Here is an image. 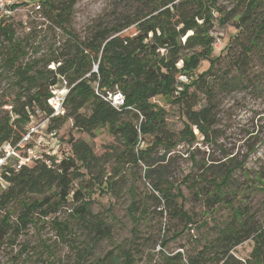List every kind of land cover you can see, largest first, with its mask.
<instances>
[{"label": "trees", "instance_id": "obj_1", "mask_svg": "<svg viewBox=\"0 0 264 264\" xmlns=\"http://www.w3.org/2000/svg\"><path fill=\"white\" fill-rule=\"evenodd\" d=\"M39 1L42 16L64 36L57 53L45 60L43 57L21 60L27 51L14 36L15 29L6 20L8 17L0 15V34L6 41L2 67L11 71L16 87L12 99H0V107L10 105L8 111L0 114V145L4 142L15 145L26 124L41 114L48 118V130L57 131L68 120L74 129L88 135L106 126L123 149L118 151L111 146L97 155L83 139L69 137V153L65 157L46 153L44 158L23 164L18 170L11 167L18 158L11 159L3 172L8 184L0 190V212H4L0 217V232L1 236L10 235L8 239L12 238L11 233L16 237L29 224H36L38 219L43 222L48 215L69 205L70 217L59 221L55 216L51 224L62 240L84 244L79 227L100 239L110 236L109 226L91 211V190L100 193L115 190L126 165L133 166L149 156L154 146L168 150L177 144L173 132L167 128L164 109L151 98L161 95L179 104L186 117L183 134L187 132L194 138V126L207 139H214L216 94L230 82L223 79L225 72L218 74L213 70L218 57L211 55L214 43L211 30L216 24L223 25L236 17L235 40L240 51L230 63L235 65L234 85H241L244 78L250 77L247 68L253 55L264 65V0H234L228 10L220 6L219 0H125L124 7L116 5L93 18L82 34L70 26L75 0ZM15 6L16 3L12 5ZM129 28L133 31L124 33ZM206 60L209 66L194 76L199 64ZM49 62L57 65L47 68ZM182 75L189 77V83L179 81ZM61 77L68 87L64 111L53 115L47 98L50 87ZM190 87L194 90L190 91ZM197 90L205 95L206 101L195 108L200 104ZM115 92L123 96V104L118 108L107 98ZM145 136H152L151 144L139 149L140 140ZM109 161L113 163L106 171L104 164ZM235 168L226 166L219 181L216 178L209 181L214 190L205 200L208 207L220 202L231 210L229 220L217 225L216 237L185 252L164 251L168 242L165 238L159 243L158 264H264V226L247 206L227 201L223 192ZM85 176L89 187L87 184L81 188L74 186L75 181ZM256 177V186L264 188V180ZM164 181L159 180L153 187L159 194L153 196L158 206L163 207L159 211L183 219L187 228L193 219L183 209L182 202L176 201L183 200L181 190L173 187L171 181ZM127 191V212L136 238V225L147 213L146 198L137 199L131 184ZM12 205L19 210L10 221ZM10 228L12 231L8 233ZM182 231L174 232L173 237ZM246 240H252L253 247L250 256L241 260L233 254V249ZM47 252L51 254L50 250ZM83 258L79 255L73 264H85L81 261ZM106 258L111 264L134 262L131 253L122 250L110 257L108 253L98 257L97 264H105Z\"/></svg>", "mask_w": 264, "mask_h": 264}, {"label": "rangeland", "instance_id": "obj_2", "mask_svg": "<svg viewBox=\"0 0 264 264\" xmlns=\"http://www.w3.org/2000/svg\"><path fill=\"white\" fill-rule=\"evenodd\" d=\"M219 1L225 10L234 5V0ZM21 2L24 4H17ZM119 2L121 4H118ZM124 2L125 0H75L71 29L82 34L93 18L103 11H110L116 5L119 8L124 7ZM14 3H16L14 14L6 20L12 23L15 29L14 36L22 41L27 51V55L21 60L37 57H43L45 60L50 55H55L64 36L42 16L41 10L35 9L41 2L15 0ZM235 21L236 17L223 25L216 24L211 30L214 37L211 55L218 57L213 70L218 74L225 72L223 79L230 82L225 89L217 91L216 94V123L212 126L214 139H207L194 126L192 127L194 138L187 132L183 134L186 117L179 104L161 95L151 98L152 102L164 109L167 128L173 132L177 144L168 150L163 146H154L149 151V156L139 159L133 166L126 165L124 167L126 170L115 185V190L107 193L91 190L89 196L92 199L91 211L96 214L97 219H101L109 226L110 236L100 239L94 233H88L87 229L81 231L79 227L78 232L83 235L81 239L84 244L62 240L51 221L55 216L59 221L67 220L71 209L67 205L60 208L56 214L45 217L43 222L38 219L36 224H29L16 237L11 233L12 228L8 231L12 235L10 239H8L10 235L1 236L0 232V264H73L79 255L84 256L81 261L85 264H97L98 257L107 253L110 257L122 250L131 253L133 264H158L159 243L165 238L168 242L163 249L167 252L177 250L185 252L187 249L199 248L206 240L216 237L217 225L227 222L231 214L226 204L218 202L208 207L205 202L214 190L213 185L209 184L210 179L216 178L219 181V176L226 166L236 167L231 182L223 188L227 201L242 207L247 206L264 226V188L259 189L256 186V176L259 177V181L264 180V65L257 55H253L247 68L248 74L253 78H244L241 85H234L235 65L230 61L239 55L240 51L235 40L237 35ZM132 31L133 29L129 28L124 33ZM5 45L6 41L0 34V99L9 101L16 87L11 71L2 67L6 53ZM56 65L49 62L46 67L53 69ZM208 66L209 61H202L194 71V76ZM178 79L183 83L190 81L189 77L184 75ZM62 86L63 81L59 78L57 87ZM189 90H194V87H190ZM196 92L200 100V104L195 107L198 108L206 99L200 91ZM109 97L110 94L107 95L108 99ZM9 109L10 105H2L0 114ZM33 120L34 123L40 124L45 117L38 114ZM55 135L56 139L50 150L38 149L41 158H44L46 153L56 158L67 156L69 137L83 139L91 145L97 155H102L111 146L116 147L118 151L123 149L106 126L98 127L93 134L88 135L74 129L71 120H68ZM151 141L152 136L143 137L138 145L139 149L150 145ZM18 153L23 155L24 151ZM112 163L109 161L104 164L106 171L110 170ZM87 179L88 176H85L81 181H75L74 186L81 188L87 184L89 187ZM159 180H169L173 187L181 190L183 200L177 198L176 201L178 204L182 202L183 209L193 219V223L188 224L187 228H184L183 219L169 216L164 211L160 213L159 210L163 207L158 206L157 199L153 196L159 195L153 188L154 183ZM129 184L136 192L137 199L146 198L147 213L136 225V238H133L131 230L133 222L127 212ZM9 210L12 211L10 214L12 221L19 207L12 205ZM3 213L0 212V217ZM181 230L183 231L179 236L173 237L174 232ZM252 247V240H246L233 249V254L241 260L247 259ZM47 250H50L51 254ZM105 264H111V261L106 258Z\"/></svg>", "mask_w": 264, "mask_h": 264}, {"label": "built area", "instance_id": "obj_3", "mask_svg": "<svg viewBox=\"0 0 264 264\" xmlns=\"http://www.w3.org/2000/svg\"><path fill=\"white\" fill-rule=\"evenodd\" d=\"M15 0H0V15L9 17L14 14V4ZM36 10L40 9V5L37 4ZM63 81L62 87H57L53 85L50 87V96L47 98L48 105L53 109V115L62 114L63 100L68 91L65 80L61 77ZM110 103L115 108H118L123 104V96L119 92L110 94ZM37 112V111H36ZM48 118L38 124L34 123V120L29 121L25 126V131L20 138V140L12 145L8 142H4L0 145V190L7 186V182L3 178V172L9 165L11 159L14 157L18 158L11 167L18 170L23 164H31L34 160L41 159L39 150L44 148L51 149L53 146V141L56 139V131L47 129ZM24 151L23 155H19V151ZM49 162V161H46Z\"/></svg>", "mask_w": 264, "mask_h": 264}]
</instances>
